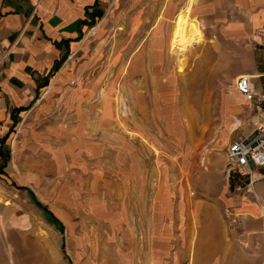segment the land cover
I'll use <instances>...</instances> for the list:
<instances>
[{"label": "rangeland", "instance_id": "374dc122", "mask_svg": "<svg viewBox=\"0 0 264 264\" xmlns=\"http://www.w3.org/2000/svg\"><path fill=\"white\" fill-rule=\"evenodd\" d=\"M179 4L109 0L8 124L0 264H264V232L244 228L239 241L225 219L227 199L250 183L227 173V147L249 136L259 115L235 79L257 62L261 71L264 49L230 40L219 48ZM178 14L202 37L172 51ZM196 76L204 79L198 89ZM181 83L191 107L206 102L208 113L199 104L181 115ZM184 125L195 128L194 148Z\"/></svg>", "mask_w": 264, "mask_h": 264}, {"label": "crops", "instance_id": "0c3cea01", "mask_svg": "<svg viewBox=\"0 0 264 264\" xmlns=\"http://www.w3.org/2000/svg\"><path fill=\"white\" fill-rule=\"evenodd\" d=\"M108 3L109 0H0V59L4 56L0 63V150L8 124L14 125L17 116L29 109L39 89L47 86L44 83L49 82L56 63L70 49H77L82 33L104 16ZM179 5L177 9L190 8L191 16L197 18L205 34L211 40L218 39L219 48L222 40H230L238 48L245 44L251 49L259 48L258 45L264 49V0H180ZM170 49L180 48L174 49L170 44ZM262 64L261 71L257 62L252 64L255 68L250 73L243 75L262 76L263 82ZM197 80L204 81L194 77ZM156 83L160 82L154 81L152 90L162 98L160 90L164 85L160 83L158 89ZM184 83L176 93L177 103L180 101L182 105L178 110L181 115L192 114V108L196 109L199 104L202 114L208 113L210 106L206 102H196L191 107L194 103L186 95ZM257 111L259 118L263 113L260 109ZM187 126L185 139L194 148L196 139L192 131L195 128ZM252 170L253 182L245 191L229 197L227 204L243 215L246 232L257 233L264 232V166L253 165Z\"/></svg>", "mask_w": 264, "mask_h": 264}, {"label": "built area", "instance_id": "2783aa9c", "mask_svg": "<svg viewBox=\"0 0 264 264\" xmlns=\"http://www.w3.org/2000/svg\"><path fill=\"white\" fill-rule=\"evenodd\" d=\"M3 59L4 56L0 59V63ZM253 78L248 75H238L235 79L236 88L247 101L254 103L263 114L255 122V127L249 136L236 137L229 143L226 158L227 173L230 174L237 170L246 174L250 183L253 182V165L264 166V81L261 82V88H258ZM1 105L2 97L0 95V108ZM225 219L229 228L237 234L238 240L245 241L243 238V215L232 207H227ZM244 244L247 245L245 242Z\"/></svg>", "mask_w": 264, "mask_h": 264}, {"label": "bare ground", "instance_id": "6f19581e", "mask_svg": "<svg viewBox=\"0 0 264 264\" xmlns=\"http://www.w3.org/2000/svg\"><path fill=\"white\" fill-rule=\"evenodd\" d=\"M201 33H202L201 29L199 28L198 24L193 19H190L186 14L185 15L178 14L177 18L175 20V24H174L170 43L171 44L173 43L174 45H180L178 48H180V50H181L188 43L190 44V43L198 42L200 40V38L202 37ZM202 83L203 82H201L199 80L194 81L193 87L194 88L196 87L198 89ZM206 227H207V225H206ZM205 234H206V232H205ZM209 242H210V240H209ZM209 247H211V246H209ZM207 256H209V255H207Z\"/></svg>", "mask_w": 264, "mask_h": 264}, {"label": "trees", "instance_id": "16d2710c", "mask_svg": "<svg viewBox=\"0 0 264 264\" xmlns=\"http://www.w3.org/2000/svg\"><path fill=\"white\" fill-rule=\"evenodd\" d=\"M69 53L67 52V53H65L63 56H62V58L56 63V65L54 66V69H53V71L54 72H56L59 68H60V66L62 65V63H63V61L65 60V58L67 57V55H68ZM48 83V81L46 82V83H44V84H47ZM3 166V165H2ZM2 166H0V170H1V172L3 171V167ZM19 188H22V187H19ZM30 194H31V196H34L33 195V193L30 191L29 192ZM34 198V197H33ZM39 204V203H38ZM44 208V207H43ZM45 209V208H44ZM46 211H44L45 213H46V215L48 216V218L49 219H51V215L53 216V214L49 211V210H47V209H45ZM54 217V216H53ZM54 219H55V217H54ZM52 221V220H51Z\"/></svg>", "mask_w": 264, "mask_h": 264}]
</instances>
